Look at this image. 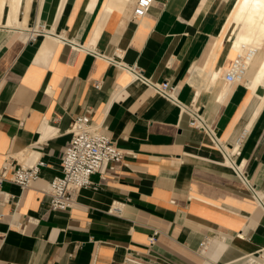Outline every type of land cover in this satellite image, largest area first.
<instances>
[{
    "label": "crops",
    "instance_id": "1",
    "mask_svg": "<svg viewBox=\"0 0 264 264\" xmlns=\"http://www.w3.org/2000/svg\"><path fill=\"white\" fill-rule=\"evenodd\" d=\"M12 1L0 0V170L8 155L49 165L29 188L0 185V264H236L264 249V209L209 135L108 60L177 84L228 144L247 129L236 159L264 197V86L228 83L221 100L235 0H154L142 18L137 0ZM28 6L29 27L10 24ZM207 68L214 83L197 72ZM89 111L127 154L70 210H53L45 190L62 174L73 118ZM115 200L122 216L108 213Z\"/></svg>",
    "mask_w": 264,
    "mask_h": 264
},
{
    "label": "built area",
    "instance_id": "2",
    "mask_svg": "<svg viewBox=\"0 0 264 264\" xmlns=\"http://www.w3.org/2000/svg\"><path fill=\"white\" fill-rule=\"evenodd\" d=\"M153 2L154 0H137L133 12L134 17H144ZM60 39L67 41L63 37ZM75 48L87 49L80 45H76ZM254 53L253 50H250L248 53L238 54L232 66L224 73L225 81L230 84L245 81L249 61ZM108 60L120 68L132 72L135 79L142 81L159 95L177 104L183 111L190 112L192 126L204 130L209 135L214 146L222 152L225 161L230 164L253 193L258 204L264 209V197L251 181L244 164L238 163L236 159L241 153L242 145L248 134L247 129L237 136L234 143L228 144L220 138L218 131L207 121L200 108L190 107L181 102L177 84L169 81L155 82L145 76L139 68L129 66L123 60L114 57H110ZM95 85L100 87L101 83L96 82ZM71 131L72 138L62 157V174L55 176L45 190L51 196L50 206L53 210H70L76 202L79 190L94 184L92 180L94 174L103 173L107 167H113L114 164L122 162L127 154L123 148L116 144L105 127L93 123L91 111L75 116L71 124ZM28 157L29 155L25 161L21 162L8 155L0 170V185L7 180L19 185L22 189L31 187L39 178L42 169L49 164L43 157L32 160H29ZM125 206L126 202L115 200L108 209V213L122 216ZM155 240V236H152L151 242ZM236 264H264V249L256 254L245 255L236 261Z\"/></svg>",
    "mask_w": 264,
    "mask_h": 264
},
{
    "label": "bare ground",
    "instance_id": "3",
    "mask_svg": "<svg viewBox=\"0 0 264 264\" xmlns=\"http://www.w3.org/2000/svg\"><path fill=\"white\" fill-rule=\"evenodd\" d=\"M16 2L18 3L19 0H13V5ZM30 2L31 0H28L29 6ZM29 6L24 20L18 19L14 23V19L12 18L10 24H15V26L21 28H28ZM220 43L222 45L225 44L231 49V56L234 57L233 62L238 54H245L253 50L255 53L249 61V67L246 73L247 84L254 91H257L260 86H264V0H235L233 10L229 15L221 35ZM197 72L200 73V78L202 77L208 82L214 83L219 78L218 72L213 68L212 70L209 68L199 69ZM195 76L198 75L195 74ZM225 86L221 94V100H223L229 89L228 82H226Z\"/></svg>",
    "mask_w": 264,
    "mask_h": 264
}]
</instances>
